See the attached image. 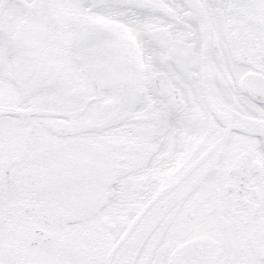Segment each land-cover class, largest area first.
Wrapping results in <instances>:
<instances>
[{
	"label": "snow or ice",
	"instance_id": "1",
	"mask_svg": "<svg viewBox=\"0 0 264 264\" xmlns=\"http://www.w3.org/2000/svg\"><path fill=\"white\" fill-rule=\"evenodd\" d=\"M0 264H264V0H0Z\"/></svg>",
	"mask_w": 264,
	"mask_h": 264
}]
</instances>
